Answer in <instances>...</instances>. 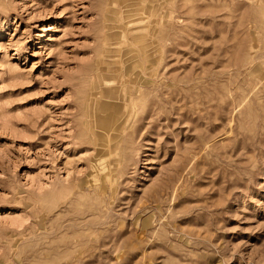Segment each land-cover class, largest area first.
Returning a JSON list of instances; mask_svg holds the SVG:
<instances>
[{
	"label": "rangeland",
	"instance_id": "374dc122",
	"mask_svg": "<svg viewBox=\"0 0 264 264\" xmlns=\"http://www.w3.org/2000/svg\"><path fill=\"white\" fill-rule=\"evenodd\" d=\"M0 264H264V0H0Z\"/></svg>",
	"mask_w": 264,
	"mask_h": 264
}]
</instances>
